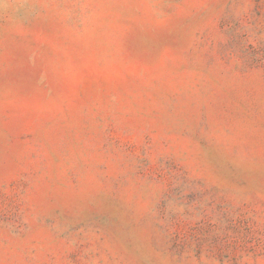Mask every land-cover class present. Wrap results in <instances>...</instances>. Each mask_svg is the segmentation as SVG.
Masks as SVG:
<instances>
[{
    "label": "rangeland",
    "instance_id": "1",
    "mask_svg": "<svg viewBox=\"0 0 264 264\" xmlns=\"http://www.w3.org/2000/svg\"><path fill=\"white\" fill-rule=\"evenodd\" d=\"M0 264H264V0H0Z\"/></svg>",
    "mask_w": 264,
    "mask_h": 264
}]
</instances>
